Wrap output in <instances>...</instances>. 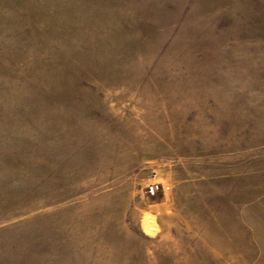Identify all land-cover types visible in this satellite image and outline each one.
Returning a JSON list of instances; mask_svg holds the SVG:
<instances>
[{
  "label": "rangeland",
  "instance_id": "374dc122",
  "mask_svg": "<svg viewBox=\"0 0 264 264\" xmlns=\"http://www.w3.org/2000/svg\"><path fill=\"white\" fill-rule=\"evenodd\" d=\"M0 264H264V0H0Z\"/></svg>",
  "mask_w": 264,
  "mask_h": 264
},
{
  "label": "built area",
  "instance_id": "2783aa9c",
  "mask_svg": "<svg viewBox=\"0 0 264 264\" xmlns=\"http://www.w3.org/2000/svg\"><path fill=\"white\" fill-rule=\"evenodd\" d=\"M158 189H159V184L158 183H152V184H149L148 185V193L150 195L156 194V192L158 191Z\"/></svg>",
  "mask_w": 264,
  "mask_h": 264
},
{
  "label": "crops",
  "instance_id": "0c3cea01",
  "mask_svg": "<svg viewBox=\"0 0 264 264\" xmlns=\"http://www.w3.org/2000/svg\"><path fill=\"white\" fill-rule=\"evenodd\" d=\"M176 247V246H175ZM148 255H150V254H148ZM153 257H154V254H153V252H152V254H151Z\"/></svg>",
  "mask_w": 264,
  "mask_h": 264
}]
</instances>
